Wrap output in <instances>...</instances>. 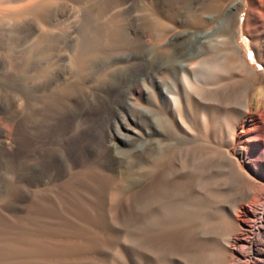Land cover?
<instances>
[{
  "label": "rangeland",
  "instance_id": "rangeland-1",
  "mask_svg": "<svg viewBox=\"0 0 264 264\" xmlns=\"http://www.w3.org/2000/svg\"><path fill=\"white\" fill-rule=\"evenodd\" d=\"M40 1L9 0L12 4L7 1V3H0V12H2V16L0 15V245L2 246L4 243V245L8 244L9 246L11 243L9 247L11 248L13 246L12 250L15 249V252L17 251L19 254L15 257L12 255V260L10 259L11 256H9L8 259L11 260L9 262L6 258L8 256L0 255V258L3 257L0 260V264H22L25 263V261H28V258L31 261L33 260L30 263L44 261L45 259L43 258H46V264H142L144 262L143 259L150 256V253L147 251L146 247V249L142 247L144 248L143 251L145 254L143 251L141 252V245L144 244V242L146 243L148 240L149 243L144 244V246L148 245L149 247L150 241L152 242V245L150 246L157 244L154 243L155 241L153 242V239H151L152 236H154L152 234H155V230L150 229V227L140 228V225L138 228V220H133L135 223L132 224V227H135L134 225L136 224V229L129 226V229L131 227V230H129L127 227L122 226V222H124L125 217H130L129 214L131 215L132 213L130 212V209H123L122 205L117 207L115 202V195L117 192L119 193L122 191L124 183L131 180L133 176L134 178H137V180L139 179L138 177L143 176L144 171L141 173L142 169H145L148 165L150 166L152 158V156H148V159L145 162L146 166L145 163L144 166L143 163H141L142 165L136 164L135 167L134 162H132L138 159L139 154L148 147L149 142L145 140L141 141V139L147 138L148 134H146V132H148L147 129L150 128V126L146 124L145 119L136 113L133 103L138 101L142 102V98L139 97V94L136 91L133 90V92L128 94V99L131 105L128 104L119 107L117 113L112 115L109 121L104 117L105 114L103 111H99L97 117H95V120L99 119L100 122L103 121L102 123L104 128L107 130V137L105 138L104 143L111 147L118 145L116 150L123 151L121 156L113 157L107 152L108 156L105 166H101L100 153L103 151L104 144L95 143L96 145L88 151L89 154L80 158V162L77 166L65 164L63 173L60 177H54L51 174H46L43 179L39 178L38 181L32 184L25 175L28 171H33L39 166L38 161L34 158L37 150L44 148L45 150L52 151L53 149L55 153L60 154L59 143L64 142L62 136L56 132L58 131L57 126H59L60 123H68L66 126L69 128L70 134L73 135H77L79 133L81 134L82 131H90L94 127V117L85 113V107L88 103L96 105L97 102L95 101H98L97 98L99 92V90H97V86L100 82H103V77L110 70V68L114 69L116 68L115 65L118 67V64L119 66L125 64V61L117 59L111 61V66L109 67L107 65L104 66L101 63L100 65L102 66H99L100 68H95L96 64L94 61H96V59L100 60V57L101 59H105V56L102 57L103 53L100 54V51H102L104 47L102 46L103 48H101L100 45L94 46V52L92 53L94 58L92 56L91 68L86 71L80 70V66H76V56L74 59L72 58L74 55H79L78 53H80L79 51L81 50V45L78 43H80L82 39L84 41L88 40L89 36L90 40L98 41L105 32L109 31V29L115 25V23L118 25L126 21L125 15L113 16L112 11L108 12L104 10L105 3L110 1L113 3L119 0H43L44 4L47 3L45 8L46 11L48 10L46 13L43 12L45 16L41 13L44 10H41L42 7L39 8L40 10L36 9V6ZM245 1L246 4L241 8L242 10L239 11V15L237 17L239 22L236 25L235 35L237 34V43L242 49V57L244 61H247L248 67L245 62V66L241 67L244 72L239 74L240 76H250L253 82H255L259 74H264V26L262 31L259 29L252 31L251 27L253 24L249 22L250 29L248 32H245L241 23L243 24L248 18L251 8L249 0ZM145 2L150 4L154 3V0H126L127 4H131L133 15L138 13V9L143 8ZM161 2L162 0H160V5H163ZM94 4H96V10ZM257 6L255 14L259 13V11L264 14V4H262V6ZM5 8H8V10L6 11ZM84 8H86V10ZM101 10L106 13H103ZM4 12L5 14H3ZM11 12L13 14H10ZM80 12H82L81 15H79ZM8 14H10L9 16L12 19L8 16ZM47 14H50L51 19L52 17L54 18L52 21L55 23L61 19L59 21L68 22V24L70 23L71 25H75V27L72 30L68 28L66 30L65 27L63 29L65 30L63 33L67 34L69 31L68 35L65 34L63 36V41L61 37V40L54 43L51 46L52 48L45 52L43 50H36L33 47L34 42H36L41 36H39V34H44L46 32L55 35L59 31L58 26L54 25L55 23H53L54 26L50 24L49 27L48 23L44 22V18H47ZM223 17L224 16H219V18L215 21L217 23H213V26L211 25L209 27L212 28L215 26L214 28L219 27L218 30H221L222 32L227 31L228 27L231 25V21L229 18ZM5 18L7 19L3 20ZM183 18V25L187 26L190 18L186 14H184ZM75 20L77 21L76 23ZM47 26L49 29H47ZM184 26H181V29L179 27L174 28L173 31L170 30L169 34L167 32L168 35L165 32L160 35L159 38L157 37L158 39H152L151 36L144 35L143 41L150 46L166 42L173 35L177 34L180 37L178 40L183 46L179 47V52L183 54L185 50L191 47L188 43L190 38L188 35H190L189 33L191 31V27L187 26V28ZM51 27L53 29H51ZM69 39L72 44L70 47L63 43L66 42L65 40L68 41ZM145 40L149 42L147 43ZM62 44L66 47L65 49ZM188 51L190 52V50ZM97 52L100 56H96ZM118 61L119 63L117 64ZM136 61L137 59L135 58L129 60L130 64H133ZM173 68H176V66H173ZM80 72L84 75H80ZM57 75H59V77ZM89 78L91 80H89ZM79 79L81 81H79ZM53 80L55 82L48 84ZM263 84L264 82L258 84L259 91L263 93L261 96L257 95L258 90H255L252 94L253 99H255L259 105L264 107ZM147 85L150 86L149 83ZM71 98L73 99L70 100ZM154 98H156V96L152 99ZM69 115L70 118H68ZM59 116L61 117L58 119ZM98 116L101 117L98 118ZM184 117L185 116L183 115V118ZM88 124H90V126ZM180 129L176 130L180 135L176 134L172 138V141L176 145L180 144V142L186 141V139H200L203 136H201L200 133H194L190 130L187 131L189 134L186 131V133H183L184 129ZM159 130H161L159 131L160 135L167 137V133H164L166 130L163 131V127L159 126ZM141 131L145 133L146 137L138 134V132L140 133ZM182 135H185L184 139L181 137ZM206 135H209V133L206 132L203 137L206 138ZM239 136L240 140L238 143L236 145H233V143H231V145L228 144V147L225 145L224 140L217 144L211 141L207 142L212 146H222L223 151H230L231 159L227 161L225 160L222 167L218 168V171L214 170L216 175H214V179L212 178L209 182L215 180L213 184L210 183L213 187H211V190L212 192L221 195L220 198L223 197V200L227 202L223 203L224 201L221 199L222 205L238 204V206L237 204L235 205L237 208H240L238 209V214H240V210H242L240 206H246L254 198H248V194L251 192L252 187L262 185V187H264V119L258 118L256 121L251 122L247 126V130ZM53 139L54 141H51ZM17 152L18 154L25 152L26 155L22 154L17 156ZM259 153H261L260 156H258ZM247 155H250V157L247 158ZM119 160L123 162H119ZM132 164L134 165L133 167ZM140 165L142 167H140ZM88 167H96L99 172L101 171L98 182H93L82 175V171ZM148 177L149 176L143 178L141 177L143 180H140V183L137 182L138 185L143 182H147L146 180ZM217 179L219 180L218 182ZM102 181L104 183H102ZM112 181H114V183L107 187L108 189L104 188L107 185H110ZM54 187L58 190L56 191ZM114 187H118V189H114ZM41 188L49 189V191L51 189L50 192L48 191V197H53V205L52 207L49 206L46 211L36 210L35 207V194ZM104 191L108 197L105 195ZM56 192L61 194V200H54ZM101 194L105 196L104 206H102V208L104 210L105 218L109 223V226L105 228L95 224L93 221L99 216L98 207L88 204L94 201L99 202V195ZM246 194L247 196L245 197ZM64 195L65 198L63 197ZM225 195L227 197L226 199L224 197ZM219 205L221 204L216 205L212 208V210H210L214 214L212 212L210 213V211H208V213L206 212V218L208 217L209 219V216L211 215L213 219L211 217L210 220L206 219L205 214L202 215V217L200 216V219L204 224L201 223L200 227L202 228H198L200 230L197 232V235L200 239H202V241L203 238L206 240L202 242L203 244L205 243V245L204 247H201L200 250L205 252L204 255L207 258L213 259L211 256L216 254L217 256L221 255L223 258L228 259L229 262L235 261L234 264H247L245 255L248 253V249L246 248V244H248L249 239L254 237V233L244 232L245 234H242L238 238L236 237L234 231L235 229L229 228V231H232H230V233L228 230L226 231V229L222 227L225 217L220 216V207L222 205ZM217 207L219 208L218 210H216ZM262 207L264 206H259L260 213L264 212ZM217 216L219 217L216 219ZM238 217H235L236 221L239 220L244 224L243 217ZM134 218L136 217L134 216ZM141 218L142 220L145 219V217ZM36 222H43L44 227L42 228V231L37 229L36 226L38 225H35ZM209 223L210 225H208ZM137 228L142 231V233L139 234V230L137 232ZM143 228L147 230H144V232L146 231V235L143 232ZM203 228L205 229L203 230ZM214 230H217V232H213ZM26 231H29L31 234V246H28L29 244L26 245V243H22V241H20ZM148 234H150V237ZM137 236L141 238H138ZM143 236H145V238H143ZM129 238H135V240H131ZM136 238H138L139 241ZM4 240L9 242L7 243L6 241L5 243ZM142 240L143 243L141 244ZM37 242L44 247V254L35 257L27 256V253L32 251L31 247L35 245L33 250L35 249ZM212 251L214 252L212 253ZM25 255L26 257H24ZM216 255L214 257H216ZM254 264H264V246L261 247L260 253L255 256Z\"/></svg>",
  "mask_w": 264,
  "mask_h": 264
},
{
  "label": "bare ground",
  "instance_id": "bare-ground-1",
  "mask_svg": "<svg viewBox=\"0 0 264 264\" xmlns=\"http://www.w3.org/2000/svg\"><path fill=\"white\" fill-rule=\"evenodd\" d=\"M6 1L12 4V2H9V0H1L0 3H7ZM40 2L39 4H37L36 9L42 7L41 10H44L42 12H39H41L42 15L45 16L43 12L46 13L48 11H46L45 8V5L47 3L44 4V1L41 3ZM249 2L251 4L250 13L245 22L243 24L241 23V26L243 25L242 27L244 28L245 32H248V30L250 29V22L253 24V26L251 27L252 31H256L258 29L262 31V28L264 26V14L260 11L257 14L255 13L257 9L256 6H262V4H264V0H249ZM125 3L126 0H119L113 3L110 1L108 3H105V6L103 5L104 10L108 12L112 11L113 16L125 15L126 21L118 25L115 23V25L111 27L109 31L105 32L98 41L90 40L89 36L88 40L84 41L82 39L81 42L78 43L81 45V50L79 51L80 53H78L79 55H74V57H72L74 59L76 56V66H80V70L86 71L91 68V59L93 56L92 53L94 52L95 48L94 46L100 45L101 48L104 47V49L100 51V54L103 53L102 57L105 56V59H101V57L100 60L96 59V61H94L96 64L95 68H100L99 66H102L100 65L101 63L104 66L107 65L109 67L111 66L110 62L117 59L125 61V64L120 66L118 64V61V67L117 65H115L116 68H110V70L108 69L109 71L107 70L108 72L106 71L107 73L103 77V82H100V84L97 86V90H99V92L97 98L98 101H95L97 102L96 105L93 103H88L86 105L85 113L89 116L92 115L94 117V120L95 117H97L98 112L103 111L105 114L104 117L109 121L112 115L117 113L119 107L130 104L128 94L130 92H133V90L139 94L140 98H142L141 100L143 103L139 102L137 99L138 102L133 103V105L135 106L136 113L144 118L146 124L150 126V128L148 127L149 129H147L148 132H146V134H148L147 138L141 139V141L145 140L149 143L148 147L139 154L138 159L132 162H134L135 167L136 164L139 165L141 163H143L144 166V163L148 159V156H152V158L151 163L148 161L150 163V166L148 165V167L142 169L141 172L143 173L144 171V175L141 176L142 178L149 176L146 180L148 183L143 182L138 185V183H140V180L143 179L141 177H138L139 179L137 180V178H134L133 176V178L127 183H124V185L122 183V191H120L119 193L117 192V194L115 193L116 206L119 207L122 205L123 209H130V212L132 213L131 215L129 214L130 217H125L124 222H122V226L129 229V226L132 227V224L135 223L133 222V220H138V228L140 225V228L150 227V229L155 230V234H150L154 235L151 239H153V242L155 241L154 243H157L156 245L150 246L152 245V242L150 241L149 247L148 245L144 246V244L149 243L148 239V241L146 243L144 242V244H142L143 240L141 242V244L143 245H141V248L146 247L147 251L150 253V256H147L143 259L144 262L142 264H234L235 261L229 262L228 259L223 258L220 254L219 255L221 257L217 256L216 254V257H214L215 255L212 254L213 256L211 257L213 259L205 257V252L203 250H200L201 247H204L205 245V243H202L204 242L205 238H203L202 241V239H200V237L197 235V232L202 228L200 227L201 223L204 224L200 219L202 215L205 214L206 218L208 211L212 210V208L218 204L222 205L221 199L223 200V197L220 198L221 195L214 193L211 190L213 187L210 183L213 184L215 180L212 182L209 181H211L212 178L214 179V175H216L215 171H218V168L222 167L224 161L231 159L230 151H223L222 146H212L207 142L211 141L217 144L224 140L227 147L228 144L231 145V143H233V145H236L240 140L239 135L247 130V126L251 122L256 121L258 118L264 119V107L262 105H259L255 101V99H253L252 94L255 90H258L257 95L261 96L263 94L261 91H259L258 84L264 82V74H259L255 82H253L250 76H240L239 74L241 72H244L241 67L245 66V62L247 63V61L243 60L241 52L242 49L237 43V34L235 35V29L237 23L239 22L237 18L239 15V11L242 10L241 8L246 4V1L162 0L161 3H163V5H160V0H154V3L150 4L148 2H145L143 8L138 9V13L134 15L132 14L133 9H131V4ZM96 4H94L95 10L97 9V7L95 6ZM84 9L86 10V8ZM5 10L7 11L8 8H5ZM105 11L102 12L106 13ZM1 13L2 12H0V15ZM81 13L82 12H80L79 15H81ZM3 14H5V12ZM10 14L13 13L11 12ZM10 14H8V16ZM184 14H186L190 18L189 21L187 20V26L191 27V31L189 33L190 35H188L190 37L188 43L191 45V47L185 50L183 54L179 52V47L182 46V43L179 42L178 38L180 37L177 34L173 35L170 39V35L169 37L167 36L169 40L166 42L153 44L150 46H148L143 41L144 35H149L152 39H158L160 35L164 34L165 32L166 34L167 32L169 34L170 30L173 31L174 28L180 27L181 29V26H184ZM219 16H224L230 19L231 25L230 27H228L227 31L223 30L224 32H222L221 30H218L219 27L214 28L215 26L212 28L209 27L213 23H217L215 21L219 18ZM46 17V19L44 18V22H47L48 26L50 24L52 26L57 25L59 31L55 35L46 32L44 34H39V36H41L36 42H34L33 47L36 50H43L45 52L49 51L54 43L61 40V37L63 41V36L66 34L63 33L65 31L63 30L65 27L66 30L67 28L72 30L75 27V25H71L70 23L68 24V22L59 21L61 19H59L56 23L53 22L52 20H54V18L52 17L51 19L50 14H47ZM6 19L7 18L3 20ZM76 22L77 21L75 20V23ZM53 23L55 24L53 25ZM48 26L47 29H49ZM187 26L185 25L184 27ZM51 29L53 28L51 27ZM68 32L66 35H68ZM65 41L66 42L63 43H65L66 46L70 47L72 45L70 43V39L68 41ZM63 45L64 44H62V46ZM65 48L66 47H64V49ZM188 50H190V52ZM100 54H98L97 52L96 56H100ZM133 58L137 59V61L133 64H130L129 60ZM173 66H176V68H173ZM246 66L248 67V63ZM80 75H82L81 72ZM57 76L59 77V75ZM90 78L89 80H91ZM79 81L81 80L79 79ZM53 82L55 81L53 80L51 83H47L52 84ZM147 82L150 84V86L147 85ZM154 96H156V98L152 99ZM72 99L73 98H71L70 100ZM183 115L185 116L184 118ZM60 117L61 116H59L58 119ZM99 117L101 116H98V118ZM68 118H70V115ZM102 122H100L99 119L95 120L94 127L90 131H82L81 134L79 133L77 135L70 134L69 128L68 126H66L68 123H60L59 126H57L58 131L55 130L59 133L60 136H62V139H64V142L59 143L60 154L55 153L53 149L52 151L45 150L44 148L37 150L34 158L38 161L39 166L37 169H34L33 167V171H28L25 174L26 177H28L29 181L34 184L39 180V178L43 179L46 174H51L54 177H60L63 173L65 164L77 166L80 162V158L89 154L88 151H90L93 146L96 145L95 143L104 144L103 151L102 153H100L101 166H105L108 156L107 152L108 154L110 153V156L113 157L121 156L123 151L116 150V148H118V145H112L113 147H111L104 143V140L107 137V130L104 128ZM90 124L88 125L90 126ZM159 126L164 128L163 131L166 130L164 133H167V137L160 135L159 131L161 130H159ZM180 128L184 129L183 133H186L190 130L194 133H200L201 136H204L206 132H208L209 135H206V138L202 136V138L200 139H186V141L180 142V144L176 145L172 141V138L176 134H179V132L176 130ZM141 132H138V134L140 136L144 135L143 137H146L145 133ZM181 137H183L184 139L185 135H182ZM51 141H54V139ZM22 154L26 155L25 152H23ZM22 154H18L17 152V156ZM260 155L261 153L258 154V156ZM249 157L250 155H247V158ZM119 162L123 161L119 160ZM141 165L140 167H142ZM133 166L134 165L132 164V167ZM100 172L96 167H88L87 169L82 171V175L93 182H98V178H100ZM114 181H112L110 185H107L104 188L111 186ZM218 181L219 180L217 179V182ZM102 183L104 182L102 181ZM262 186L252 187L251 192L248 194V198H254L251 202H247L248 204L246 206H240L242 208V210H240V214H238V209L240 208H237L235 206L237 203L233 205H219L221 206L220 216L225 217V221L222 219L224 221L223 224H220H222V227L226 229V231H229V228L235 229L234 231L236 237L238 238L246 232L254 233V237L249 239L248 244H246V248L248 249V253H246L245 255L247 264L255 263V256L260 253L261 247L264 246V212H261V214L259 211V206H264V187ZM115 188L118 189V187H114V189ZM57 190L58 189H56V191ZM48 191L49 189L41 188L38 192H36V210L46 211L48 210L49 206L52 207L53 197H48ZM55 194L56 195L54 200H61V194H59V192H56ZM246 196L247 194L245 195V197ZM63 197L65 198V195ZM224 197L225 199L227 198L226 195ZM98 201L99 202L94 201L88 204L98 207L99 216L93 221L95 224H98L105 228L109 226V223L104 215V210L102 208V206H104L103 204L105 201V196H103V194L99 195ZM223 203L227 202L224 201ZM262 208L264 210V207ZM218 209L219 208L217 207L216 210ZM211 212L212 211H210V213ZM134 216L136 218H134ZM238 216L240 218L243 217L244 224L239 220L236 221L235 217ZM141 217H145V219L142 220ZM210 217L211 215L209 216V219L208 217L206 219L210 220ZM218 217L219 216H217L216 219ZM35 225H38L36 226L37 229L39 231H42V228L44 227L43 222H36ZM208 225H210V223ZM134 226L136 227V224ZM131 227L129 230H131ZM135 227L132 228L136 229ZM199 227L200 229H198ZM138 228L137 232L139 230ZM205 228H203V230ZM144 230L146 229L143 228V232ZM146 231L144 232V234L146 233ZM215 231L217 232V230H214L213 232ZM138 233L140 234L142 233V231L139 230ZM150 234H148L149 237ZM138 238L136 239L138 240ZM143 238H145V236H143ZM129 239L135 240V238ZM6 241L7 240H4L5 243ZM20 241H22V243H26V245L29 244L28 246H31L32 238L29 231H26L25 234H23ZM8 242L9 241H7V243ZM9 246L8 244L4 245V243L2 246L0 245V255L8 256L6 257L8 262L12 260L13 256L15 257L19 255L17 251L15 252V249L12 250V245L11 248ZM33 247H31L32 251H29L27 253V256L35 257L44 254V247H42L38 242L34 250ZM144 248H142L141 252ZM213 252L214 251H212V253ZM143 253L145 254L144 251ZM9 256H11V260L8 259ZM24 257H26V255ZM43 259L47 260L46 258ZM45 260L30 263L33 260L31 261L28 258L29 262L25 261V263L22 264H46Z\"/></svg>",
  "mask_w": 264,
  "mask_h": 264
}]
</instances>
